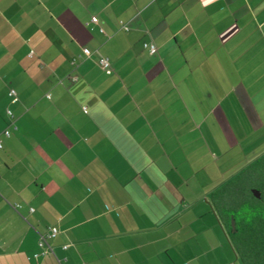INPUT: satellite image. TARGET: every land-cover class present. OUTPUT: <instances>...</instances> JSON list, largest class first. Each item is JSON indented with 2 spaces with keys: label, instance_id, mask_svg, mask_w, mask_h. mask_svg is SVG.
Returning <instances> with one entry per match:
<instances>
[{
  "label": "crops",
  "instance_id": "1",
  "mask_svg": "<svg viewBox=\"0 0 264 264\" xmlns=\"http://www.w3.org/2000/svg\"><path fill=\"white\" fill-rule=\"evenodd\" d=\"M0 138V264H243L211 195L264 153V0H0Z\"/></svg>",
  "mask_w": 264,
  "mask_h": 264
},
{
  "label": "trees",
  "instance_id": "2",
  "mask_svg": "<svg viewBox=\"0 0 264 264\" xmlns=\"http://www.w3.org/2000/svg\"><path fill=\"white\" fill-rule=\"evenodd\" d=\"M211 199L243 264H264V153L216 187Z\"/></svg>",
  "mask_w": 264,
  "mask_h": 264
},
{
  "label": "built area",
  "instance_id": "3",
  "mask_svg": "<svg viewBox=\"0 0 264 264\" xmlns=\"http://www.w3.org/2000/svg\"><path fill=\"white\" fill-rule=\"evenodd\" d=\"M99 21V17L97 15H93L91 17V20L90 22H88V24H92V23H96ZM126 27V26H125ZM103 30V28L101 29ZM144 46L146 48L149 49V51L152 53V54H155L157 53L158 51V48H157V45L152 42V41H145L144 42ZM99 63L100 65L105 68V69H109L111 67V62H110V59L107 57V56H101L100 59H99ZM9 95L12 97L13 101H16L18 99V94H17V91L15 88H11L9 90ZM8 112V115L10 117V119H12L14 117V113L11 109H8L7 110ZM11 127L13 128H17V125L15 124V121L12 120V123L11 125H9L7 128H5L3 130V134L5 136H10L11 133H12V129ZM3 147V141L2 139L0 138V149ZM58 232H59V229L58 227L56 226H51L49 228V231L46 232V233H43L40 235V238H39V246L41 248V251L35 253V257L36 258H39L42 254H45L46 252L48 251H53V247L51 246V244L49 243V238L51 237H56L58 235ZM68 245H65V247H67Z\"/></svg>",
  "mask_w": 264,
  "mask_h": 264
},
{
  "label": "water",
  "instance_id": "4",
  "mask_svg": "<svg viewBox=\"0 0 264 264\" xmlns=\"http://www.w3.org/2000/svg\"><path fill=\"white\" fill-rule=\"evenodd\" d=\"M232 224H233L234 229H236L235 219L234 218H232Z\"/></svg>",
  "mask_w": 264,
  "mask_h": 264
},
{
  "label": "rangeland",
  "instance_id": "5",
  "mask_svg": "<svg viewBox=\"0 0 264 264\" xmlns=\"http://www.w3.org/2000/svg\"><path fill=\"white\" fill-rule=\"evenodd\" d=\"M241 261H242V259H241Z\"/></svg>",
  "mask_w": 264,
  "mask_h": 264
}]
</instances>
